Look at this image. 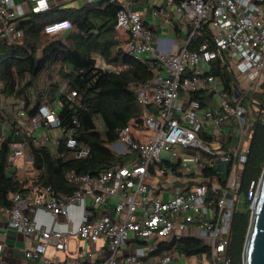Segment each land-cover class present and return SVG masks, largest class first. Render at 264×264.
Segmentation results:
<instances>
[{"label": "built area", "instance_id": "1", "mask_svg": "<svg viewBox=\"0 0 264 264\" xmlns=\"http://www.w3.org/2000/svg\"><path fill=\"white\" fill-rule=\"evenodd\" d=\"M85 1L118 6L114 29L124 55L146 59L158 72L149 82L130 83L128 88L140 105H152L155 112L117 130V140L108 146L130 162L113 165L96 177L68 172L65 181L74 188L70 193H56L50 186L37 184L27 192L12 194V207L0 209V214L7 228L31 240L20 264H140L159 243L181 238L201 241L207 254L199 256L210 264H231L228 246L234 213L243 200L253 201L259 183L250 182L241 196V177L233 174L246 162L250 130L264 111V100L259 103L254 97L264 81V0H166L188 21L185 38L174 50L155 41L144 26L145 10L135 8V0ZM49 7L47 0H0V39L9 45L20 44V20ZM205 25L210 39L190 49ZM71 29L69 20L60 19L46 24L43 33L55 36ZM213 61L234 75L230 89L207 74ZM126 68L121 65L116 70ZM235 73L246 78L245 90ZM201 89L212 93L215 108H202L198 100L188 98L189 91ZM245 99L254 115L244 105ZM22 106L16 100L15 116L2 124L0 141H5L11 132L9 124L14 123L15 134L24 132L36 145H57L60 138L53 133L58 130L68 149L77 147L76 120L74 127L61 128L56 109L46 105L26 120ZM148 132L153 135L146 136ZM26 144H8L7 172L12 176L33 175ZM74 155L84 157L87 150ZM74 207L80 209L77 226L63 228ZM39 212L50 217L49 226L39 219ZM99 240L102 246L96 250L79 244L88 246ZM70 241L74 242L71 251ZM130 242L138 245L123 252ZM49 249L52 255H47ZM4 254L0 244V264H5ZM179 255L171 249L145 264H170Z\"/></svg>", "mask_w": 264, "mask_h": 264}, {"label": "trees", "instance_id": "2", "mask_svg": "<svg viewBox=\"0 0 264 264\" xmlns=\"http://www.w3.org/2000/svg\"><path fill=\"white\" fill-rule=\"evenodd\" d=\"M118 9L116 4L100 1L72 10L50 6L45 12L30 13L27 19L20 20V44L9 45L0 39V83L7 95L23 102L25 119L33 117L42 105L51 109L59 105L60 127H74L73 120L78 124L74 127L75 149H68L62 138L55 146L36 145L24 132L15 134L14 123L9 124L11 132L5 141H0V209L12 207V194L27 192L37 184L50 186L56 193L72 192L74 188L65 181L68 172L96 177L113 165H123L125 159L108 148L117 140V130L131 120L140 121L144 115L155 112L152 105H140L128 88L130 83L149 82L158 72L149 67L146 59L134 60L124 55L114 29ZM60 19L69 20L72 29L62 36L43 33L46 24ZM206 39H210L207 25L189 48H196ZM40 45H43L42 50L38 48ZM95 55L106 64L126 65L127 68L119 71L102 69L96 65ZM207 74L218 78L225 90L230 89L234 81L232 72L218 61L211 63ZM259 90L254 97L263 103L264 81ZM187 96L198 100L202 108H214L213 95L205 89L189 91ZM250 113L254 115L252 110ZM250 131L249 153L239 189L241 196L246 194L250 182L259 181L264 167L262 116ZM23 141L27 143L25 151L31 157L33 175L12 176L7 172L8 144ZM81 149L87 150V155L75 158V151ZM249 205L243 200L233 216L228 246L231 264H242L250 220ZM171 249L186 257L207 254V247L192 238L159 243L150 254L165 255Z\"/></svg>", "mask_w": 264, "mask_h": 264}, {"label": "crops", "instance_id": "3", "mask_svg": "<svg viewBox=\"0 0 264 264\" xmlns=\"http://www.w3.org/2000/svg\"><path fill=\"white\" fill-rule=\"evenodd\" d=\"M50 6H57L60 9H81L88 3L85 0H47ZM134 7L137 9L143 8L145 10L144 16V26L151 32L153 38L157 43L165 42L167 49L172 47L174 50L175 46L180 43L185 38L188 31V21L181 18L175 8V4H167L166 0H135ZM153 11L159 12L161 15L154 17L151 13ZM62 12V11H61ZM63 13V12H62ZM60 13V14H62ZM28 15L25 16V19ZM67 33V32H66ZM64 33V34H66ZM60 34L58 36H62ZM56 36V35H55ZM156 46V43L154 44ZM163 46V44H161ZM40 45L38 48L42 50ZM166 49V50H167ZM100 63L98 64L100 68L106 70H115L119 65L106 64L100 58ZM63 88V87H62ZM15 96L7 95L5 93L4 86L0 83V136L3 134L2 124L10 121L15 116ZM215 103V101H214ZM59 105H57L58 107ZM216 107V103L214 108ZM221 138L218 139L220 141ZM39 219L49 226L51 219L44 212L38 213ZM80 209L78 207L72 208L69 216L68 226L63 227L66 229L73 230L79 221ZM0 244L5 248V254L3 257L5 264H20L22 262V252L25 247L31 244V240L17 234L15 231L6 227V218L0 214ZM138 243L130 242L126 244L122 251H130ZM52 252V250L50 251ZM160 254L151 255L148 254L145 260H142L140 264H145L147 259H155ZM207 262V263H206ZM29 264H42L41 262H29ZM170 264H210L205 256H193L186 257L184 255H179Z\"/></svg>", "mask_w": 264, "mask_h": 264}, {"label": "water", "instance_id": "4", "mask_svg": "<svg viewBox=\"0 0 264 264\" xmlns=\"http://www.w3.org/2000/svg\"><path fill=\"white\" fill-rule=\"evenodd\" d=\"M249 211L250 220L242 252V264H264V167ZM109 255L110 252H107L106 256Z\"/></svg>", "mask_w": 264, "mask_h": 264}, {"label": "rangeland", "instance_id": "5", "mask_svg": "<svg viewBox=\"0 0 264 264\" xmlns=\"http://www.w3.org/2000/svg\"><path fill=\"white\" fill-rule=\"evenodd\" d=\"M94 58L96 59V65L99 67V63H100V57L98 56V55H95L94 56ZM230 67H231V69H235V66H233L232 64L230 65ZM236 74V73H235ZM237 75V74H236ZM238 76V75H237ZM233 77H234V75H233ZM238 78H240V79H242V81H239V83H240V85H241V87L245 90L246 88H245V84H244V80L246 79V78H241L240 76H238ZM251 94H252V92H250V93H248V95H247V98L248 97H250L251 96ZM217 102H220L221 101V99L219 98V97H217ZM244 105L245 106H247V108H248V111L249 112H251V110H250V107H249V105H248V102H247V99H245V101H244ZM55 109H56V111H59V109H60V107L58 106V107H55ZM261 116H262V118H263V120H264V111L261 113ZM53 135H55L56 137H58V138H61V133L58 131V130H56V133H53ZM153 134L152 133H150V132H148V133H146V136H148V137H151ZM143 136V135H142ZM143 138H144V136H143ZM51 145V144H50ZM128 162H130V161H128V160H126L125 161V163H128ZM236 172L233 174L234 176H237V177H241V175H242V171H243V167L240 165V166H238L237 168H236V170H235ZM223 174L225 175V173L223 172ZM22 176H30V175H26L25 173L22 175ZM81 246H83L84 248H91V249H94V250H96L97 248H99L100 246H102V241H96V242H93L92 244H89L88 246L86 245V244H82V243H79ZM72 245H74V242L73 241H70L69 242V251H71V250H73L72 249ZM53 254V252H50V249L47 251V255H52ZM57 255L58 256H60V257H63V254L62 253H57ZM207 263V262H206Z\"/></svg>", "mask_w": 264, "mask_h": 264}]
</instances>
